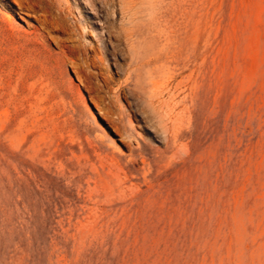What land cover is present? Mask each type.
Returning a JSON list of instances; mask_svg holds the SVG:
<instances>
[{
  "label": "rangeland",
  "instance_id": "1",
  "mask_svg": "<svg viewBox=\"0 0 264 264\" xmlns=\"http://www.w3.org/2000/svg\"><path fill=\"white\" fill-rule=\"evenodd\" d=\"M38 1L0 0V264H264V0Z\"/></svg>",
  "mask_w": 264,
  "mask_h": 264
},
{
  "label": "bare ground",
  "instance_id": "2",
  "mask_svg": "<svg viewBox=\"0 0 264 264\" xmlns=\"http://www.w3.org/2000/svg\"><path fill=\"white\" fill-rule=\"evenodd\" d=\"M38 2H40V0H39ZM47 5H49V4H47ZM47 5H46V6H47ZM36 7H37V6H36ZM11 9H12V8H11ZM47 10H48V9H47ZM43 11H45V10L42 9V13H43ZM122 12H123V11H122ZM126 37H127V36H126ZM85 69H86V68H85ZM159 85H160V84H159ZM116 128H117V127H116Z\"/></svg>",
  "mask_w": 264,
  "mask_h": 264
}]
</instances>
